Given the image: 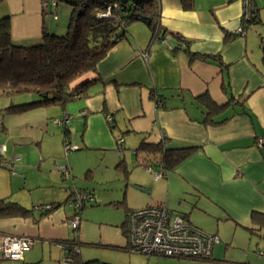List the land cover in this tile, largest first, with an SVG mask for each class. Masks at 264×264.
<instances>
[{"label": "crops", "instance_id": "0c3cea01", "mask_svg": "<svg viewBox=\"0 0 264 264\" xmlns=\"http://www.w3.org/2000/svg\"><path fill=\"white\" fill-rule=\"evenodd\" d=\"M157 1V24L164 31V38H152L150 25L140 20L130 22L125 36L99 60L96 70L75 81V84L91 81L86 96L75 98L63 107H43L20 114L6 115L2 108L8 105H0V129L6 139L4 155L8 158L21 155L26 159L30 147L24 141L28 139L40 142L41 154L42 140L38 137L45 141L51 127L57 129L58 126H62L61 131L51 132L58 135L57 144H62L63 127H66L67 139L79 147L76 150H81L79 159L66 160L63 168L69 172L68 176L80 163H87L85 153L88 151L100 154L102 159L108 150L114 151L115 165L123 161L120 166L128 170L126 155L122 160L117 150L128 147L132 152L131 160H135L134 149L143 138L157 141L165 136L167 147L197 146L173 171L155 180V185H150L139 173L129 175V181L147 187L154 194L144 206L164 203L171 211L186 215L206 233L216 234L217 244L231 246L249 238V228L260 232L250 215L254 211L264 213V144H257L258 139L264 138V51L261 45L264 0H254L259 21L249 23L245 34L235 32L241 25V0H193L189 8H183L181 0ZM3 16H9L11 21L13 42L27 45L40 39L43 16L39 0H2L0 17ZM58 20L59 15L50 22V30L63 32L65 28ZM178 36L188 41L192 52L215 58L189 65L183 49L172 52L168 47L177 45ZM143 53L147 56L143 57ZM204 92L218 104L231 98L230 106L221 116L233 115L221 124H204L202 108L194 101L196 95ZM154 97L160 99V106L156 105ZM65 115H70L74 121L71 124L54 122ZM72 129L79 133L78 138L72 135ZM120 139L122 148L119 149L117 141ZM57 147L60 151L61 147ZM1 177L0 173V198L10 199L12 187H21L24 182L8 175V181L2 183ZM162 189L164 195L160 193ZM53 213L41 218L38 224L29 219H0V233L41 239L40 233L45 232L43 221L52 218ZM81 214L77 231L80 243L83 238ZM119 229L122 240L119 238L118 243L123 245L118 247H122L125 238ZM222 249L219 245L218 252L212 254L214 260L206 262L225 264L227 260L220 258L226 257V251L221 256ZM77 253L82 260L80 252ZM152 257L148 256L146 261L166 264L162 260H151ZM24 258L25 254L18 260Z\"/></svg>", "mask_w": 264, "mask_h": 264}, {"label": "trees", "instance_id": "16d2710c", "mask_svg": "<svg viewBox=\"0 0 264 264\" xmlns=\"http://www.w3.org/2000/svg\"><path fill=\"white\" fill-rule=\"evenodd\" d=\"M192 1L181 0L182 7H191ZM60 2L70 4L72 7L65 31L56 33L54 30H50V22L56 19H49L50 21L47 22L43 17L41 37L35 43L23 45L13 42L9 16L0 17V95L8 97L31 95L35 97L28 102L9 104L2 108L5 114H20L50 106L63 107L75 98L86 96L87 86L91 81L79 84H75V81L84 74L96 70L99 60L118 40L125 36L128 24L136 20V16H145L151 19L152 38H164V31L157 24L159 15L157 0H129L126 3L117 0H58L57 4ZM115 3L118 5L117 8L112 7L108 17L98 16L108 6ZM252 6V12L255 14L252 19L255 22L259 21L255 2ZM177 39V45H173L170 50L174 52L177 48L183 49L188 56L189 65L198 60L215 58L214 56L194 53L189 49L188 41L181 36H178ZM154 98L156 105L160 106V99ZM194 101L202 108V122L204 124H221L233 115L221 116L230 106L231 98L226 103L218 104L207 92H204L196 95ZM63 132L65 139L67 138L66 127H63ZM166 141L167 137L165 136L157 141L141 139L134 149L136 166L150 167L153 171H161L166 176L169 171H173L198 148L197 146L167 147ZM117 148H122V142L120 145L117 143ZM122 163L123 161H120L117 166ZM2 164L0 156V166ZM123 170L124 174L127 175L128 170ZM75 191L93 195L92 192L87 190L75 189ZM60 204L51 202L26 207L17 201L4 197L0 198V219H29L33 224H38L41 218L48 217ZM86 204L84 203L83 207ZM130 210L129 208L125 209L124 221L119 225L125 238V245L118 248L125 252L131 251L126 244V219ZM182 215L187 218L186 215ZM250 218L261 231L255 232L252 228H249V232L264 239V213L254 211L251 213ZM57 242L69 245H72L73 242L81 244L77 240V234L74 235L73 239L57 240ZM72 258L75 264H106L95 259L82 261L77 252L72 253ZM213 260L211 256L210 259L202 261Z\"/></svg>", "mask_w": 264, "mask_h": 264}, {"label": "rangeland", "instance_id": "374dc122", "mask_svg": "<svg viewBox=\"0 0 264 264\" xmlns=\"http://www.w3.org/2000/svg\"><path fill=\"white\" fill-rule=\"evenodd\" d=\"M71 9V5L65 2H60L53 8L56 16L59 15L58 21L63 24L62 26L65 29ZM42 14L43 12H41ZM45 19L48 22L51 18L46 17ZM9 23L11 29L10 19ZM60 32L57 31L56 33ZM34 98L31 95L13 97L0 95V105L5 104L3 106H6L11 103L28 102ZM70 120L68 124L74 121ZM51 123L54 124L53 119ZM61 129L62 126H58L57 129L51 127L49 136H46L45 141L43 137H38L42 140L41 154H39L40 142L28 139V141H24L30 147L26 159L18 155L20 160L16 164L14 163L15 166L3 164L2 167L0 166L2 183L8 181V175L24 182L23 184L19 183L21 187H19L20 185L17 187L14 185L12 191H9L11 200L17 201L26 207H32V204L33 206L46 204L50 201L61 203L53 211L54 216L43 221L42 229L45 232L44 234L40 233L43 238L33 237V246L24 253L25 258L23 260L0 259V264H28L31 262L35 264H62L66 250L60 246L57 240L73 239L74 235L76 236L67 228L65 222L74 212L71 197L67 198V196L71 195V191H74L75 188L93 193L91 202H88L81 211L80 231L83 233V238L80 239L82 243L78 251L82 260L96 259L106 264H153L146 261L148 257L146 255L125 252L118 248V246L123 245V243H118V239L122 240L119 225L124 221L125 209L143 207L154 196L153 193H144L135 189L133 187L135 183L129 181V175L133 176L134 173H139L146 178L150 185H155L152 175L146 172L143 166L134 164L135 160L133 158L131 160L130 155L132 152L126 147L124 150H117V153H120L122 160L123 155H126L129 167L127 175L124 174L123 167L115 165L116 157L112 159L115 152L108 150L103 159L96 152H86L85 154L88 155L87 163H80L68 176L69 172L67 171V174H65L62 172V168L67 159L75 160L78 158L81 150L64 153L63 142L57 144L58 135L51 133L54 130L61 131ZM71 131L72 135L78 138L79 133L73 129ZM70 141L73 143V140ZM4 143H6V139L0 129V145ZM36 144H39V147ZM57 146L61 147L60 151ZM7 154L9 155V153ZM43 193H46L44 197L42 196ZM160 193L164 195L165 190H160ZM104 235L107 237L104 238ZM248 236L249 238L237 241L236 244L231 246L216 243L213 254L218 252L220 245V249L223 248L221 256L226 251V257H220L227 260V262H224L225 264H264V240L259 239L255 234ZM151 260H162L166 264H212L202 260H176L163 256H153Z\"/></svg>", "mask_w": 264, "mask_h": 264}, {"label": "built area", "instance_id": "2783aa9c", "mask_svg": "<svg viewBox=\"0 0 264 264\" xmlns=\"http://www.w3.org/2000/svg\"><path fill=\"white\" fill-rule=\"evenodd\" d=\"M41 12L44 18L56 19L54 7L58 0H40ZM243 13L241 25L236 29V34H245L249 23L254 22L252 12L254 0H241ZM50 6V10H49ZM117 4L108 6L107 9L98 14L99 17H108L112 7L117 8ZM46 15V16H44ZM261 45L264 46V37L261 38ZM169 49L171 46H169ZM147 54L143 53V57ZM70 115H65L62 120L56 119L55 123L68 122ZM110 120V117L107 116ZM63 124V125H64ZM121 139L117 141L120 145ZM259 146L264 144V138L257 141ZM64 153L67 154L76 150L77 145L71 143L67 138L63 140ZM5 146L0 145V156L4 165H13L19 158H8L4 155ZM151 173L153 180L164 177L161 171H153L152 168H144ZM67 174V170L62 168ZM71 204L73 214L65 222L67 228L77 234L80 223V209L84 203L91 202V195L71 192ZM126 244L132 252L145 255H158L182 259L208 260L212 256L213 248L219 242L216 234L206 233L202 229L193 225L182 214L171 211L164 203L152 204L140 208L131 209L127 214ZM34 238L24 234L0 233V259L18 260L22 259L24 253L33 246ZM66 250V255L62 259V264H75L72 253L78 252L79 243L72 245L59 243ZM71 246V247H70ZM70 247V249H69ZM92 264V263H91Z\"/></svg>", "mask_w": 264, "mask_h": 264}, {"label": "water", "instance_id": "95a60500", "mask_svg": "<svg viewBox=\"0 0 264 264\" xmlns=\"http://www.w3.org/2000/svg\"><path fill=\"white\" fill-rule=\"evenodd\" d=\"M121 3H126L128 2L129 0H117ZM136 20H140L142 21L143 23H145L146 25H150L151 23V19L150 18H147L145 16H136ZM133 187L141 192H149V189L145 186H142V185H139V184H133Z\"/></svg>", "mask_w": 264, "mask_h": 264}]
</instances>
